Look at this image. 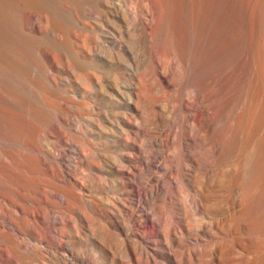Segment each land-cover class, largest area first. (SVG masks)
<instances>
[{"label":"rangeland","instance_id":"obj_1","mask_svg":"<svg viewBox=\"0 0 264 264\" xmlns=\"http://www.w3.org/2000/svg\"><path fill=\"white\" fill-rule=\"evenodd\" d=\"M15 1L14 8L0 1V83L10 98L6 104L0 100V118L3 114L22 131L20 143L11 149L29 157L35 128H49L55 117L64 115L68 122L59 135L69 139L72 148L89 147L85 156L74 154L82 177L78 187L86 198L102 199L98 203L102 210L91 219L73 199H68L65 209L49 206V222L56 220L65 233L59 237L51 226V233L40 234L61 238L62 249L72 254L76 264H118L121 240L139 256L133 242L140 240L138 234L155 240L152 246L145 245L153 248L155 261L162 264H264V199L256 217L253 214L243 228L236 217L225 221L214 208V197L210 202L199 190L196 170L201 150L196 132L202 118L199 111L193 112V126L186 102L199 103L201 97L186 88L177 74L181 33H170L171 61L164 63L162 33L157 29L151 39L144 29L145 22L157 19L150 13L156 0ZM183 2L177 0L179 11ZM242 110L250 123L240 135L236 155L255 141L264 126V99L254 108L247 102ZM180 149L189 165L182 169L186 190L176 185ZM152 153L162 163L153 173L146 169ZM205 168L212 174L211 164ZM132 184L133 196L126 192ZM207 184L212 194L213 178ZM151 185H157L148 196L153 220L163 224L170 217L176 225L177 231L169 237L152 220L137 222L145 189ZM9 194L13 201L19 200L14 192ZM167 195L174 205L166 204ZM193 198L200 202L196 209L191 206ZM29 201L22 204L28 207ZM8 208L9 218L20 229L14 234L28 237L35 228L32 220L15 214L13 206ZM8 226V231L0 230V246L20 259L19 264H66L53 244L28 237L47 252L33 260L32 250L12 243V225ZM227 233L229 238L224 236ZM227 239L235 245L230 251Z\"/></svg>","mask_w":264,"mask_h":264},{"label":"bare ground","instance_id":"obj_2","mask_svg":"<svg viewBox=\"0 0 264 264\" xmlns=\"http://www.w3.org/2000/svg\"><path fill=\"white\" fill-rule=\"evenodd\" d=\"M184 1L181 11L178 10L177 0L154 1V11L150 13L157 19L145 22L144 29L151 39L157 33V29L162 33V41L166 47L163 52L164 63L171 61L170 33L179 31L183 36L181 64L177 74L181 76L186 88L198 91L201 97L199 103L194 100L186 102V110L189 112L193 126V112L199 111L202 118L201 125L196 126L198 130L196 139L201 150L200 164L196 170L200 183L199 190L209 201L212 200V196L214 197L212 200L214 208L216 212L222 214L225 221L236 217L244 228L248 219L258 212L260 201L264 199V126L259 128L255 141L236 155L240 135L250 123V118L242 114L244 105L248 102L249 106L254 108L264 99V0ZM15 3V0H4L8 8H14ZM150 5L152 6V1ZM6 96L9 97L6 88L0 83V100L4 104L10 99ZM10 97L18 103L16 98ZM48 107L49 105H46V108ZM67 122V118L62 115L55 117L54 123L49 128L36 127L32 135V140L35 141L30 144L31 153L27 157V154H20V151L16 153L11 149L22 139V131L14 128L11 120L4 118L2 114L0 218L3 219H0V230L8 231L11 227L8 224L12 225V243L24 246L25 251L32 250L30 254L33 260L44 258L46 251L39 244L31 243L28 237L37 240L38 243L53 244L57 251L60 249L57 255L66 264H76L72 254L62 249L64 241L59 237H63L62 234L65 232L62 227H58L56 220L53 223L49 222L48 208L54 204L65 209L68 199H73L77 205L87 209L90 214L88 217L91 219L92 216L99 214L100 209L102 210L98 207L102 199L90 196L86 198L82 189L78 187L77 181L82 177L79 172L80 162L74 154L85 156L89 153V147L81 144L79 148H72L69 139L59 135L62 124ZM79 129L80 126H77V130ZM48 145L50 150L47 152L45 150ZM153 156L146 165V169L152 173L160 170L162 165L157 156L154 154ZM184 158L185 155L180 149L177 165L180 167L181 175L177 176L179 181L176 180V185L186 190L184 188L187 179L182 169L189 165L184 162ZM66 163L69 164L72 172L65 168ZM210 164L212 174L205 168ZM210 177L215 184L212 194L207 191ZM156 186L151 185L150 188L145 189V201L141 206L142 211L137 222L152 220L163 236L169 237L172 231H177L170 217L166 218L163 224L157 223L153 220L152 212L149 211L148 196ZM61 188L66 190L63 191L64 189ZM134 191V184L126 190L132 196ZM9 192H14L19 200L13 201ZM28 199L31 204L25 207L22 202ZM112 202L108 200L110 205L113 204ZM165 202L174 205L168 195L165 197ZM199 205L197 199L191 200L192 208L196 209ZM9 206L15 208L12 211L18 216L23 213L32 220L35 228L31 229V234H26L28 237H17L14 234L20 229L8 216ZM60 220L63 222L62 219ZM51 226H54L58 233L57 240L52 239V234L49 235L50 238L46 234H40L51 233ZM138 235L140 240L133 242L139 248V256L134 254L133 247L121 240L122 254L117 258L118 264H136L139 260L144 264H162L155 261L153 248L147 246V243L151 246L155 244V240L145 234ZM224 236L229 238L231 235L227 233ZM180 238L184 240L181 234ZM226 241L230 246H227L229 247L227 251H230L231 246L235 245L232 239ZM1 246L0 264H19L20 259L10 255L7 249Z\"/></svg>","mask_w":264,"mask_h":264}]
</instances>
